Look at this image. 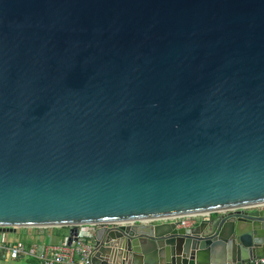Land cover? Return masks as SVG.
<instances>
[{"label":"water","instance_id":"obj_1","mask_svg":"<svg viewBox=\"0 0 264 264\" xmlns=\"http://www.w3.org/2000/svg\"><path fill=\"white\" fill-rule=\"evenodd\" d=\"M264 0H0V231L96 227L90 264L264 257Z\"/></svg>","mask_w":264,"mask_h":264},{"label":"built area","instance_id":"obj_2","mask_svg":"<svg viewBox=\"0 0 264 264\" xmlns=\"http://www.w3.org/2000/svg\"><path fill=\"white\" fill-rule=\"evenodd\" d=\"M264 209V206L244 208V211ZM226 211L203 212L182 215V217L168 218L163 220L142 221L140 224L175 223L176 227L195 226L202 219H210L216 214ZM138 222H110L102 224L77 225L76 235L69 240V233L58 244L44 245L40 249L26 248L23 243L6 242L0 239V256L10 258L27 257L33 259L36 264H90V256L93 248V235L99 226L136 225ZM250 264H264V257L251 261Z\"/></svg>","mask_w":264,"mask_h":264},{"label":"crops","instance_id":"obj_3","mask_svg":"<svg viewBox=\"0 0 264 264\" xmlns=\"http://www.w3.org/2000/svg\"><path fill=\"white\" fill-rule=\"evenodd\" d=\"M69 233L66 226H46V227H12L9 230L0 231V239L6 242H20L26 248L40 249L44 245L58 244ZM18 258V257H17ZM14 259V258H11ZM26 264H36L33 259L22 257Z\"/></svg>","mask_w":264,"mask_h":264},{"label":"rangeland","instance_id":"obj_4","mask_svg":"<svg viewBox=\"0 0 264 264\" xmlns=\"http://www.w3.org/2000/svg\"><path fill=\"white\" fill-rule=\"evenodd\" d=\"M0 264H26V261L18 258L11 259L8 256H0Z\"/></svg>","mask_w":264,"mask_h":264}]
</instances>
